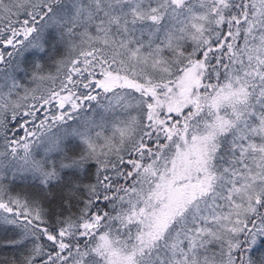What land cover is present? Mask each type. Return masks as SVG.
<instances>
[{"label": "snow or ice", "instance_id": "snow-or-ice-1", "mask_svg": "<svg viewBox=\"0 0 264 264\" xmlns=\"http://www.w3.org/2000/svg\"><path fill=\"white\" fill-rule=\"evenodd\" d=\"M0 264H264V0H0Z\"/></svg>", "mask_w": 264, "mask_h": 264}]
</instances>
